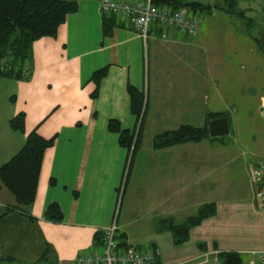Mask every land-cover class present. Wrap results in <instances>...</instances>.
Here are the masks:
<instances>
[{
	"label": "crops",
	"instance_id": "obj_1",
	"mask_svg": "<svg viewBox=\"0 0 264 264\" xmlns=\"http://www.w3.org/2000/svg\"><path fill=\"white\" fill-rule=\"evenodd\" d=\"M76 2V11L66 15L55 36L32 42L28 79L0 77V167L19 152L31 131L52 139L42 155L34 200L24 208L32 221L22 220L41 252L46 249L45 259L39 252L30 261L15 255L0 264H76L79 253L101 249L96 235L112 223L128 161L119 133L108 124L116 121L130 131L137 123L130 112L129 85L144 91L146 118L119 203L117 235L141 251L156 250L158 264H180L205 249L242 254L244 247L226 240L242 228L258 229L261 238L252 251L264 249L252 161L214 145L224 137L152 148L157 134L203 125L208 113L226 112L231 118L239 109L251 111L261 95L254 76L239 75L228 52L222 60L202 24L188 38L154 23L144 44L128 23L103 16L100 0ZM185 2L198 1L180 0ZM104 19H115L117 25L109 35L103 32ZM163 31L165 39L160 37ZM223 42L234 46L228 38ZM100 71L104 74L96 81L93 75ZM18 114L24 116L23 131L10 127ZM238 159L242 191L228 183L238 181L230 177L237 168L228 167ZM51 203L60 207V222L44 218ZM209 203L215 204V213L193 227L186 241L175 244L169 223L179 224ZM14 204L1 187L0 212ZM10 217L18 218L15 213ZM1 237L7 239L1 250L18 248L17 234Z\"/></svg>",
	"mask_w": 264,
	"mask_h": 264
},
{
	"label": "trees",
	"instance_id": "obj_2",
	"mask_svg": "<svg viewBox=\"0 0 264 264\" xmlns=\"http://www.w3.org/2000/svg\"><path fill=\"white\" fill-rule=\"evenodd\" d=\"M221 2L202 4L200 2L180 3V0H156L155 4L169 5L174 10H180L183 7L189 13L209 14L211 8L225 10L229 14L240 13L236 11L238 0H221ZM76 9V0H0V77L15 80L28 79L32 73V42L44 36H55L58 26L64 21L66 15ZM240 14L243 16V13ZM102 26L104 34L109 35L112 28L117 25L115 19H104ZM259 49L264 54V47L259 45ZM103 74L104 71L97 72L93 78L98 81ZM127 92L130 98V112L137 120L136 126L130 131L122 130L116 121H110L108 128L110 131L119 133V143L127 150L133 145L132 162L142 140L146 116V96L144 91H138L130 85L127 86ZM223 116L226 115L208 113L206 124L203 127L182 125L175 130L157 134L152 140V147L161 149L186 142H200L211 137L208 132V121ZM10 127L15 131H23V114L12 118ZM51 144L52 139L46 140L33 130L27 134L26 141L19 152L0 167V188L7 189L15 202L13 206L6 207L3 212H0L2 236L12 235V233L17 234L18 237L27 233L31 235L22 220L32 221V217L25 212L24 208L34 200L42 155ZM14 213L17 219H11L10 215ZM214 213L215 204H202L194 215L186 217L181 223L170 222L169 228L174 243L181 244L186 241L189 231ZM44 218L48 221L60 222L63 214L57 204L51 203L45 210ZM96 239L101 241V234L96 235ZM116 239L120 247H125L126 243L122 236L117 235ZM6 240L1 237L0 244H4ZM16 250V245L6 247L4 250L0 249V262L14 260L15 255L18 254ZM46 254V249H44L39 258L45 259ZM219 258L221 264H242V256L238 252L222 251ZM155 264H158V257L155 259Z\"/></svg>",
	"mask_w": 264,
	"mask_h": 264
},
{
	"label": "rangeland",
	"instance_id": "obj_3",
	"mask_svg": "<svg viewBox=\"0 0 264 264\" xmlns=\"http://www.w3.org/2000/svg\"><path fill=\"white\" fill-rule=\"evenodd\" d=\"M196 1L202 4H216L217 2H221V0ZM220 5L221 4H219V6ZM236 11L243 13V16H241L240 13L229 14L226 13L225 10L222 11L221 9L211 8V13H204V15H202L201 24L206 28L208 36L213 39L216 46L215 48L220 50L222 60H226L228 52L231 64L239 75H246L249 73L251 76H254L253 80L259 83L261 95L257 100L253 98L254 102L255 100L256 102L253 104V109L251 111L247 108L244 110L239 109L238 111L233 110L235 114H233L231 118H228L226 112H218L224 113L226 115L225 117L228 118L230 122V131L228 134L220 136L224 138L219 139L221 141L214 143V145L224 150H229L232 152V155H237L240 159L247 160L248 158L249 162L252 161L254 166L257 162L264 161V54L259 49V45L264 47V0H238ZM225 24L229 25L231 29L230 32L225 28ZM248 35L251 36L252 39L248 38ZM226 38L234 45L233 47L223 42ZM249 48H252V50L249 51ZM234 51H237V53L231 55ZM217 62V60H214L215 64H217ZM205 124L206 121H204L203 125L193 127H203ZM209 138L211 137L205 138V140ZM132 147L133 145H131L130 151L128 150V161L118 189L116 207L119 205L118 201L121 199L126 184L127 169L130 170ZM240 159L228 166L230 169L237 168V173L230 177L234 180L237 178L238 181H229L228 183L233 185L234 189L238 191L244 189L243 183L240 181L243 177L240 174H243V170L240 166L242 160ZM35 238L36 236L28 233L24 237L19 236V242L17 241L19 245L16 250L18 254H16V256L23 258L25 261H30L38 256L39 252H41V247ZM260 238L261 233L258 229L242 228L233 235L226 237V240L231 244H238L244 247L245 250L241 252L242 264H255V257L252 254L254 251L252 250H256L254 248L258 247L257 243H259Z\"/></svg>",
	"mask_w": 264,
	"mask_h": 264
},
{
	"label": "built area",
	"instance_id": "obj_4",
	"mask_svg": "<svg viewBox=\"0 0 264 264\" xmlns=\"http://www.w3.org/2000/svg\"><path fill=\"white\" fill-rule=\"evenodd\" d=\"M156 0H100V11L103 16L114 17L128 23L145 44L150 36L154 23L161 27H173L182 31L188 38L197 35L202 23V14L187 13L174 10L169 5H156ZM161 39L166 38V32L161 33ZM253 179L258 184L255 199L264 227V161L257 162L251 171ZM120 201H118V204ZM119 207V205H118ZM116 207L112 223L101 231V249L88 253H79L76 264H155L158 253L154 249L141 251L131 245L120 247L116 239ZM217 249H205L197 257L180 264H221ZM255 264H264V249L252 252Z\"/></svg>",
	"mask_w": 264,
	"mask_h": 264
},
{
	"label": "water",
	"instance_id": "obj_5",
	"mask_svg": "<svg viewBox=\"0 0 264 264\" xmlns=\"http://www.w3.org/2000/svg\"><path fill=\"white\" fill-rule=\"evenodd\" d=\"M207 126L211 137H220L229 132V124L226 117L211 119L208 121Z\"/></svg>",
	"mask_w": 264,
	"mask_h": 264
}]
</instances>
